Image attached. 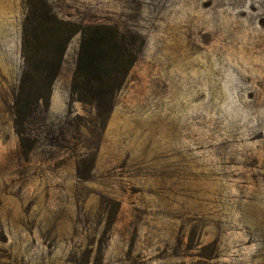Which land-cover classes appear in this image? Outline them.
<instances>
[{"label": "rangeland", "instance_id": "374dc122", "mask_svg": "<svg viewBox=\"0 0 264 264\" xmlns=\"http://www.w3.org/2000/svg\"><path fill=\"white\" fill-rule=\"evenodd\" d=\"M47 1L142 48L100 117L76 34L16 127L28 0H0V264H264V0Z\"/></svg>", "mask_w": 264, "mask_h": 264}, {"label": "trees", "instance_id": "16d2710c", "mask_svg": "<svg viewBox=\"0 0 264 264\" xmlns=\"http://www.w3.org/2000/svg\"><path fill=\"white\" fill-rule=\"evenodd\" d=\"M27 10L22 29L24 70L14 102L16 127H23L38 104L49 109L53 84L76 34L80 43L71 95L95 107L98 116H108L141 51L140 36L110 25L60 18L47 0H28ZM17 132L23 146V132Z\"/></svg>", "mask_w": 264, "mask_h": 264}]
</instances>
